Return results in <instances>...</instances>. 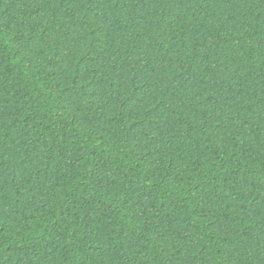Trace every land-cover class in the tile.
I'll return each instance as SVG.
<instances>
[{
    "label": "trees",
    "instance_id": "trees-1",
    "mask_svg": "<svg viewBox=\"0 0 264 264\" xmlns=\"http://www.w3.org/2000/svg\"><path fill=\"white\" fill-rule=\"evenodd\" d=\"M0 264H264V0H0Z\"/></svg>",
    "mask_w": 264,
    "mask_h": 264
},
{
    "label": "snow or ice",
    "instance_id": "snow-or-ice-1",
    "mask_svg": "<svg viewBox=\"0 0 264 264\" xmlns=\"http://www.w3.org/2000/svg\"><path fill=\"white\" fill-rule=\"evenodd\" d=\"M113 2L115 3V2H116V0H113Z\"/></svg>",
    "mask_w": 264,
    "mask_h": 264
}]
</instances>
